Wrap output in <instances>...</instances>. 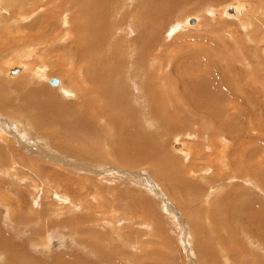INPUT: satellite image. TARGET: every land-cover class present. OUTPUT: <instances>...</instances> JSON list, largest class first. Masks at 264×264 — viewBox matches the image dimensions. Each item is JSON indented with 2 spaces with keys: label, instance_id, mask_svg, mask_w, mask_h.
I'll return each instance as SVG.
<instances>
[{
  "label": "bare ground",
  "instance_id": "6f19581e",
  "mask_svg": "<svg viewBox=\"0 0 264 264\" xmlns=\"http://www.w3.org/2000/svg\"><path fill=\"white\" fill-rule=\"evenodd\" d=\"M157 1L155 5L162 8L163 1ZM138 2L140 0H0V180L3 183L15 178L19 181L18 179H22L18 174L20 169H29L31 175L36 173L37 176L48 173L52 180H58V184L62 182L61 175H66L65 180L68 181L62 183L67 185V193H61L57 187L50 192L53 191L52 194L56 195L61 205L59 210H55L59 212L58 218L62 217L61 214H68L67 212L75 216L81 215V218L75 220L76 224L73 223L74 220L70 224L77 239L82 234H90L94 238L97 235L90 245L89 242L81 245L83 243L78 241L80 249L87 252L86 260L89 263L94 255L92 251H97L102 255L108 254L106 264H118L110 255H120L125 251L120 248L123 245L133 250L138 249L143 252L141 255L148 256V253H152L149 248L152 244L150 238L161 239L162 236L159 235L163 230L159 227L161 231L158 233L155 221L161 222L162 212L170 215L173 213L182 221L194 216L201 219V225L205 229L211 231L219 218H213L210 213L222 212V206L227 203L232 206L238 202L244 204L249 213L246 215H250L258 229H249L248 232H255L259 239H263L264 202L247 200L246 196L251 192L245 186L255 182L253 185H256V190L259 189L264 194V176L261 180L256 178L258 173L263 175L264 172V129L259 127L261 124L258 121V125L247 128L245 120L250 122L252 116H244L247 107L245 109L241 104L242 98L247 100L257 109L259 115L256 117L260 120L264 101L259 92L255 94L254 87H263L264 84V0L261 1L254 20L249 19L254 9L250 3H237L236 6L222 9L211 7L205 11L211 15L212 20L221 18L238 21L245 29L244 32L249 31L250 35H246V39L253 46L251 50H255V56L252 54L251 57L250 50L244 45V49L241 48L242 45L237 48L238 53L236 48L232 49L234 52L228 48L226 52L230 55L231 52L238 54L240 59L235 60H245L249 67L244 70L245 78L239 73L226 91L221 85L224 92L219 94L210 89L211 81L202 75H195L196 68L191 71L192 63L187 66L186 74L177 72L179 78L174 79L168 75L170 63L163 61L160 56L164 48L159 43L161 37L156 36L153 21L145 13L149 8H144L145 11L140 9ZM150 2L154 4L153 1ZM159 16L160 14L153 16L152 20ZM196 17L199 23L203 20L200 15ZM32 18V22L27 23ZM191 23V17L183 19L178 24V30L192 27ZM33 43L44 47L46 58H37L38 53L34 55L33 51H28V46L31 47ZM8 49L12 57L3 62L5 59L2 61V58ZM26 57H36V60L22 64ZM49 69L50 74L56 70L69 79V91L46 85L51 79ZM21 74L26 76L23 79L24 91H20L22 95H7L3 85L14 81ZM181 80L183 89L177 86ZM242 80L245 84H241ZM192 106L198 109L199 116V113H194L195 110L193 112ZM185 113L193 114L199 119L187 127L186 123H191V120H188ZM209 117L216 120H210ZM216 121L218 125L215 126ZM24 123L36 132L32 140L22 136L25 135V129L24 132L16 131ZM168 124L186 127L184 130L189 133L183 138L175 133L167 140L165 134L170 131L166 132L165 126ZM228 133L231 135L229 139L235 141L237 146L227 143L230 141ZM247 138L253 141L244 143ZM193 139H197L196 142L189 144L188 140ZM200 161L204 166L197 167ZM145 165L153 167L162 186H169L176 193L188 196L191 210L186 212L189 213L177 212L174 207L171 210L168 207L167 211L160 207V210L155 203L154 212L151 207V213H143L147 209L146 204L153 206L151 202L156 201L167 203L165 194L157 187L158 183L144 174L148 169L143 168ZM77 175H81V178ZM236 181L245 185L241 188L242 192L232 195L226 193L227 196L223 197L226 189L224 185L234 184ZM36 182L33 184L41 189ZM127 182L134 183L135 187L125 186L124 183ZM59 194L68 197L57 196ZM149 195L156 201H151ZM137 197L139 205L132 206ZM201 197L199 206L197 203ZM69 198L76 202L64 206L65 202L70 201ZM0 199L3 200L4 197L0 196ZM53 206L50 212H40V222H45L43 217L46 214V218L53 222L50 217L52 215L55 218ZM34 211L36 210L31 209V214ZM146 215L152 218L146 219ZM189 223L193 225V221L190 220ZM65 224L67 223L64 222V226ZM135 226L145 232H138ZM178 226L182 228L183 223ZM95 228L110 229L112 234L107 236L101 232L104 233L101 235ZM195 228L194 224L193 229ZM216 231L219 233L218 229ZM211 232L214 235L215 232ZM47 233L51 236V232ZM250 233H241L245 236L241 237L244 242L242 241L239 251L243 257L246 252L264 250L261 241ZM214 236L213 240L220 238L218 234ZM207 237L211 239L210 232ZM231 239L225 240L232 242ZM118 241L122 244L117 246ZM236 242L238 241L234 244L238 245ZM205 243L206 247L201 246V250L205 248L201 257L203 263H215L213 261L217 255L212 249L217 250L223 264L230 263L228 254H236L235 248L228 246L227 249L224 242L221 244V239ZM105 246H108V250H105ZM198 248L200 250V246ZM247 256L248 254L246 258ZM98 261L100 264L105 262L101 255L94 264ZM61 263L73 264L68 260ZM11 264H16V261L12 260Z\"/></svg>",
  "mask_w": 264,
  "mask_h": 264
},
{
  "label": "rangeland",
  "instance_id": "374dc122",
  "mask_svg": "<svg viewBox=\"0 0 264 264\" xmlns=\"http://www.w3.org/2000/svg\"><path fill=\"white\" fill-rule=\"evenodd\" d=\"M145 1H147V2H145ZM150 1H153L154 4H152ZM154 1L155 0H143L141 2V0H140V3L138 2L139 3L138 6L139 7L141 6L140 9L149 8L146 11L144 9V11L147 14V16H149L148 18L151 19L150 21H153V23L152 22L151 23L154 27V31H155L156 36H159V38L161 37L160 38L161 42H159V43H160L161 47L163 45L164 48L162 47L163 51H162V54L160 56H162L163 61H168L170 63V65L168 67V75L171 78H174V79H176L177 77L179 78L180 76L177 75L178 71H179V73L182 72V74H186L185 71L187 69V66H189V64L192 63L191 64L192 65L191 71H193L194 68H196L194 70L195 75L196 74L202 75L203 78H206L207 80L211 81L210 82V84H211L210 89L213 90V92L215 94L222 93V92H224V90L226 91L230 87L229 84L232 83L233 81H235V79L239 75V73H240V75L242 74L241 76H243V78H245V76H244L245 71L244 70H246L249 67V66L247 67V65H248L247 62L245 60L236 61L235 59H240V56L236 53H238L237 48L241 47V45L246 46V49L248 48L250 50L249 55L251 57H252V54H253V57L255 56L254 55L255 50H253V51L251 50V49H253V46L246 39V35H247V37L250 35L249 31L247 32V30H246L247 33L244 32L245 29L242 28V26L239 25V22L236 20L221 19V18L212 20L211 15L205 13V11H208V8H211V7H213V9H222L224 7L226 8L229 6L231 8L232 6H236L237 3H250L254 9L252 10L251 15L249 16V19L254 20V17L256 16V12L258 11L262 0H244V1L243 0H162L163 1L162 5H161L162 8L160 6L155 5V2H158L157 0L155 2ZM145 4H146V6H145ZM147 4H148V6H147ZM142 6H144V7H142ZM150 6H151V8H150ZM151 10H152V12H150ZM149 12L152 13L153 16L158 15V14H160V16L157 17V19L152 20L153 16L150 17V15H152V14H150ZM198 15H200L201 18L203 19L200 23L197 22L198 18L196 16H198ZM187 17L192 18V23H193V24L191 23L192 27H189L188 29H182V30L179 29L178 30L179 25L181 24V21ZM32 20H33V18L30 21H28L27 23L32 22ZM235 35H237L236 36L237 38H235ZM137 36H139L138 30H137ZM155 39H156V37H155ZM33 44L34 45L31 44L32 45L31 47L28 46V51L29 52L33 51L32 53L34 55L38 53L36 55L37 58L40 56L41 57L44 56V58H46L45 57L46 54H44V47L39 46L38 44H35V43H33ZM244 46L241 48L244 49ZM247 46H249V47H247ZM12 48L16 49L17 47H12ZM228 48H229V51L232 49L234 50L236 48V50H235L236 53L235 54L232 53V52H234L232 50L231 55H230L229 52H226L228 50ZM32 49H34V50H32ZM35 49H37V50H35ZM263 51H264V49H263ZM8 52H9V49H8V51H6L4 53L2 61L4 59L5 60L3 62L10 60V58L12 57V56H10L11 54ZM225 53H227V54L225 55ZM236 55H238V56H236ZM36 57H33V58L32 57L31 58L26 57L24 59V61H22L21 63L22 64L32 63L36 60ZM48 58H50V56ZM168 59H170L171 61ZM263 59H264V57H263ZM17 64H18V61H17ZM22 64H19V65H22ZM10 70L11 69L8 70V73ZM49 72L51 73V70L48 71V75L51 77V79H50L49 83L48 82L46 83V85H49V87L52 86L53 88L58 89V90L59 89H65V90L69 89V87L71 86L70 85L71 82L69 81V79L67 77H65L64 74L56 72V70H54L52 72V74H50ZM189 73L190 72H188V74ZM22 74L15 77L16 79H14V81H10L9 83L6 82L3 85V87L6 88L5 89L6 92H8V93H6L7 95H10V96H12L13 94L20 95V93L22 95V92L24 91V84H25L23 79L26 78V76L22 75ZM206 74H207V76H206ZM216 75H218V77ZM7 77H6V80H9V78H7ZM53 78L58 79L59 83H61V82L62 83L55 87L54 85L51 84V80ZM262 78L264 79V71H263ZM242 82H243V80L241 81V84H245V81H244V83H242ZM181 84H182V80H181V82L178 83L177 86H181ZM63 85H64V87H63ZM221 85H223V88H225L224 90H223ZM33 88H35V87L33 86ZM254 88L256 89L255 94L259 92V94H261L262 99L264 101V84H263V87H254ZM181 89H183L182 86H181ZM20 91H22V92H20ZM252 93H254V92H252ZM253 95H251V96H253ZM241 106L244 108L247 107V109L245 108L247 111L244 113L245 117L249 116V114L252 116V120H251L252 122L251 121L248 122V120H245V125L248 126L247 128H249V127L253 128L254 126H256L255 124L258 125V122H259V124H261V125H259V127L261 129H264V106H263L262 113L260 112V114L263 115V117L261 115L260 120H259V118H257L259 115V113L257 112V109L253 108L250 105V103L247 100H245L244 98H242ZM192 109H193V112L195 110V112H194L195 114L199 113L198 116L200 115V112L198 111V109H196L193 106H192ZM255 114H257V115H255ZM192 115L190 113H185V116L188 118V120H191V123H189V122L186 123L187 127H189V125L192 124L196 119H199V118H196V116H194V115L192 116ZM209 119L210 120H216V119H213L211 117H209ZM256 121H258V122H256ZM250 123H252V124L250 125ZM214 124L216 126V125H218V122L216 121V122H214ZM24 126H27V127H24ZM30 128L31 127L28 124L24 123L23 127L20 128V130H19V126H18L16 131L18 130V133H19V131H21V132L25 131V133H23L25 135H22V134H20V135H22L26 139L28 138V140H32V137H33L35 130H33L34 128L33 129L32 128L30 129ZM177 128H178V130H176ZM184 128H186V127H181V125H175L174 126V124L173 125L168 124L167 126H165V131L167 132L169 130L170 132L166 133V134L164 133L166 136L165 139L170 140L171 135H174L175 133L178 134V136H180V138H183V136L186 133L187 134L189 133L187 130H184ZM251 132H253V131L251 130ZM227 136H228V139L231 137V135H229V133L227 134ZM262 137L264 138V135ZM250 139L251 138H249V139L247 138L244 141V143L248 142V141L252 142L253 139H251V140ZM196 140L197 139H193L192 141L188 140V143L189 144L195 143ZM229 140H230L229 142L227 141V143L229 145L237 146V143H235V141H233L231 139H229ZM198 141H199V139H198ZM262 143H264V139H263ZM27 156L30 157V155H27ZM201 161L204 162L202 160V157H201ZM201 161L199 163L196 162V163L200 164V165L197 164L198 165L197 167L204 166V164ZM143 168H148L144 174H146L147 178L151 179L152 181L154 180V181H156V183H158L157 187L161 191H163V193L165 194V197L167 198V203H164L165 204L164 205V204L159 203L156 200H153L152 198H154V197L152 195H149L150 196L149 199L151 201H156L157 203L151 202L153 206H151L150 203L146 204L145 206L147 209L143 210V213H146V214L151 213V207H152V212H154L155 205L159 209H160V207H163L165 211H167L168 207H170V208H168V210H171V208L174 207V209L177 212L180 211V212H184L185 214L189 213V212H186V210H188V211L191 210V207H189L190 202H188V200H189L188 196H186L185 194L182 195V193L181 194L176 193L169 186H162V184H160L158 179L156 178L157 174L154 172V170H152V168H153L152 166L149 167L148 165H145ZM63 169L65 170L66 168L63 167ZM20 170H19L18 174L21 177H19V178H22V179L24 178L25 180L24 179L23 180L18 179L19 181H16L15 180L16 178H15L12 180H8L7 183H3L0 180V193H2V194H0V196L4 197V199H5V200L0 199V201L2 200L0 203L4 204V205L0 204V248H1L0 249V254H1L0 255V258H1L0 264H11L12 260H15L16 264H54V263L59 264L62 261L64 262L66 260H68L69 262H71L73 264H94L95 260H97L99 255H101V257L103 256V259L105 260L104 264H106V261L108 259V256H107L108 254L102 255L100 252L98 253L97 251H92V252H94V255L91 257L92 258L90 261L91 263H89L86 260L88 258L86 256L87 252L84 251L83 249H80L81 245H85V244H87V242H89V245H90L91 243H93L94 239L97 238V235H95V238H94L90 234L89 235L88 234H82V235H79V238L77 239V236L75 235V231L70 229L71 228L70 224L72 223L73 220H74L73 223L76 224V221H77L76 219L81 218L80 214H77V216H75V215H72L71 212H67L68 214H66V215L61 214L60 216H62V217L58 218L59 212L58 211L56 212L55 210H59L61 205L59 204V200L56 198V195L54 193L52 194V192L54 190H56L57 188H59V191L61 193H67L66 192L67 191V185H64V183H62L64 181H66V182L68 181V180H65L67 176L61 175L62 182L59 183L60 184L59 185L58 180L57 179H55V181L52 180L48 173H46V174L41 173V175L37 176L36 173H34V175H31L30 171H28L29 169H26V170L20 169ZM62 174H64V173H62ZM258 174H257L256 178L261 180V178L264 176V172H263V175H261V174L258 175ZM49 177H50V179H49ZM77 177L81 178V175H77ZM71 179H73V177H71ZM159 179H161L160 176H159ZM220 180L221 179H219V181ZM36 181L39 183V186H41V189L39 187H36L35 184H33ZM146 181L147 180L145 179V182ZM237 183H239V184H237ZM240 183H241V187H239ZM2 184H6V186L2 185ZM130 184H131V182H127V184L124 183L125 186L129 185V187H135L134 183L131 185ZM253 184H256V183L252 182V185ZM252 185H251V183H249V185L245 186L240 181H236V182H234V184L233 183L232 184L230 183L229 185L225 184L224 185L226 187L225 194L222 196L224 197L227 195H232V193L233 194L241 193L242 192L241 188H244L242 186H245L251 192V194L248 192V194L246 196V198L248 197L247 200L248 199H249V201H251V199H252V201L263 200V202H264V194L262 195L261 192L259 191V189H257L258 191L256 190V188H257L256 185H253V186ZM251 186L254 189L251 188ZM231 187L232 188L234 187L233 189L236 191L235 193L233 192L234 190ZM36 188L37 189L39 188L40 190L38 189L39 190L38 191ZM162 189H165V191ZM50 190H53V191L50 192ZM226 193H229V194L226 195ZM202 195L204 196L205 194L202 193ZM254 195H256V196H254ZM57 196L68 197L67 195H64V194H59ZM257 198H259V199H257ZM69 200L70 201L65 202L66 204L64 203V206L65 205L67 206L68 204H69L68 206H70V204L76 202L75 199L71 200L69 198ZM138 200H139V198L136 199L135 202H133L132 206H134V205L138 206L139 205ZM198 200H199V202L197 204H199V206H201L202 197L199 198ZM37 201H38V204L36 205L35 202H37ZM154 203H155V205H154ZM51 205L52 206L54 205L53 207H54V211H55L54 212L55 218L52 217L51 213L48 214V216L51 215L50 217L53 220V222L48 220V218H46L47 214L45 216L43 215L44 216L43 220L45 222H43V223L40 222V220H39V217L41 216L40 212H42V211L43 212H46V211L50 212V210L52 209ZM64 206H62V207H64ZM230 206L232 207V210L234 208H237V210L234 209L232 211ZM185 207H189V208H185ZM222 207L224 208V209L222 208V210H223L222 212H217L218 214L217 213L214 214L212 212L210 213V215L213 218H215V217L219 218V220H217L213 224V228H211V231L215 232L214 235L215 234L220 235V238L217 240H213L212 238L215 237L213 235V233L211 231H209L208 228H207L208 229L207 230L201 225V223H202L201 219L197 218L198 219L197 220L196 218H194V216H190L189 218H186L185 220L183 219V221H182V219L180 217L176 216L173 213H171V215H170V213L164 214V212L161 213L159 211V214L161 213L160 214L161 222L158 223L157 220H155V219L154 220L156 221V226L158 227V233H159V230L161 231V229L163 230V232L162 233L160 232V235L158 234L159 236H161V234H162L161 239L158 237H151L150 238L153 245L151 244L149 248H150L152 253H148L147 255L150 256L153 254L154 255L153 257H148L146 255L143 256V255H141L143 253L142 251H139L138 249L137 250L135 249L136 250L135 251L131 248H126L124 245L120 246V248L121 249L123 248L122 250H125V251H122L120 255L119 254L112 255V256L110 255V257L113 260L117 261L118 264H147V263H151V264H194V263L195 264H206V263L202 262L201 257L203 256V249H205V248H202V250H201V246L204 245L203 247H206V245H207V243H205L206 241L209 243V242L218 241V240L220 241V239H221V244H223V242H224V245L227 246V249H228V246L235 248V250L234 249L233 250L236 254H234V255H232L231 253L228 254V256H229L228 259L230 262L229 264H246V263L247 264H264V250H262V249H260V250L255 249V250H257V252H253V253H247L246 252V255L248 254L247 258H249V259L246 258V255H244L245 257H243L242 256L243 254L241 252H239V251H241V248H242L241 243H242V241L244 242V240H243L244 238L241 239V237H245L241 233H243V231H245V233H250V232H248L249 229L250 230L251 229L258 230L254 226V221L250 219V215L247 216L249 213L245 209L244 204H241L240 202H238V203L234 204V206H232L230 203H227V204L223 205ZM31 209L36 210V211H34L31 214ZM12 211H17V212H12ZM203 211H205V210H203ZM203 211H201V212H203ZM18 212H19V214H18ZM246 213H247V215H246ZM150 218H152V217L146 215V219H150ZM56 220H57V222H56ZM190 220L193 221V225H192V223L191 224L189 223ZM176 221H178V222H176ZM59 222H60V224H59ZM64 222L67 223V224H65V226H64ZM246 222H248V223L246 224ZM251 222H253V223H251ZM180 223H183L182 228H179L180 225L178 226V224H180ZM194 224L196 226L195 229H193ZM217 224H218V226H216ZM45 225H46V227H44ZM220 225H221V227H219ZM159 227L161 229H159ZM136 228H138V232H140V231H141V233L145 232V231H142L140 227L135 226V229ZM221 228H223L224 232ZM95 229L97 230V228H95ZM217 229L219 230V233L216 231ZM97 231L100 234H101V232H104L105 235H107V236L112 234L110 229H102L101 228V230H100L98 228ZM134 231L137 232L136 230H134ZM47 232H51V236H49L50 233L48 234ZM209 232L211 233V239H209L210 237L209 238L207 237ZM228 232H230V234ZM239 232H241V233H239ZM104 233H102L101 235H104ZM109 233H111V234H109ZM227 233H228V236H227ZM203 234H205V236ZM250 234L251 235L253 234V236L256 235L255 237L259 241H261V243L263 244L262 248H264V237H263V239H259L257 233L253 232ZM48 236L50 237V240H49ZM200 238H201V240H200ZM226 238L227 239L232 238L231 239L232 242L230 240H228V242H227L225 240ZM87 239H88V241H87ZM78 241L83 243L80 245V247L78 245L79 244ZM161 241H162V244H161ZM235 241H238V242H236V243H238V245L234 244ZM120 242L121 241H118L117 246H118V244L119 245L122 244V243L120 244ZM163 243H165V244L163 245ZM154 244H156V245H154ZM199 244H201V245H199ZM167 246H169V248ZM199 246H200V250L198 248ZM152 248H153V251H152ZM154 249H155V251H154ZM163 249H165V250H163ZM95 250H97V248ZM105 250H108V246L107 247L105 246ZM200 251H202V252H200ZM212 251L214 252L215 256L217 255L216 256L217 260L214 257L213 262L223 264V260L219 257L217 250L212 249ZM218 252L221 254L220 250H218ZM225 254H227V253H225ZM123 255H125L126 257ZM95 256H96V258H95ZM223 256L227 257V255H222V257ZM3 257L6 259L4 260ZM232 257H234V258H232ZM244 258H246V260ZM63 259H65V260H63ZM60 260H61V262H60ZM99 262L100 261H98L97 264H100ZM249 262H251V263H249ZM215 263H212V264H215Z\"/></svg>",
  "mask_w": 264,
  "mask_h": 264
},
{
  "label": "water",
  "instance_id": "95a60500",
  "mask_svg": "<svg viewBox=\"0 0 264 264\" xmlns=\"http://www.w3.org/2000/svg\"><path fill=\"white\" fill-rule=\"evenodd\" d=\"M51 84L54 85V86H58V85H59V80L56 79V78H53V79L51 80Z\"/></svg>",
  "mask_w": 264,
  "mask_h": 264
}]
</instances>
